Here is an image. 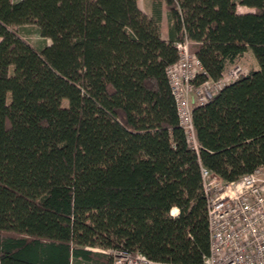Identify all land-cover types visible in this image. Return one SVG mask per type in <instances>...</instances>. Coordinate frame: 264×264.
<instances>
[{
	"label": "trees",
	"instance_id": "obj_1",
	"mask_svg": "<svg viewBox=\"0 0 264 264\" xmlns=\"http://www.w3.org/2000/svg\"><path fill=\"white\" fill-rule=\"evenodd\" d=\"M149 7L0 0V264H112L119 247L200 264L210 253L201 166L225 181L264 166V0ZM30 25L50 43L14 29ZM185 38L205 71L196 84L249 51L258 62L194 107L199 153L167 75Z\"/></svg>",
	"mask_w": 264,
	"mask_h": 264
},
{
	"label": "built area",
	"instance_id": "obj_2",
	"mask_svg": "<svg viewBox=\"0 0 264 264\" xmlns=\"http://www.w3.org/2000/svg\"><path fill=\"white\" fill-rule=\"evenodd\" d=\"M179 59L167 68L175 97L180 125L187 141L200 151L193 109L204 105L226 85L247 73L241 65L231 66L219 80L208 79L196 84V77L205 73L200 59L191 52L189 40L176 44ZM245 72V73H244ZM203 193L207 200L210 231V253L200 264H264V166L235 181H225L201 166ZM174 208L172 214H174ZM112 264H186L157 261L141 251L124 247L109 249Z\"/></svg>",
	"mask_w": 264,
	"mask_h": 264
},
{
	"label": "rangeland",
	"instance_id": "obj_3",
	"mask_svg": "<svg viewBox=\"0 0 264 264\" xmlns=\"http://www.w3.org/2000/svg\"><path fill=\"white\" fill-rule=\"evenodd\" d=\"M149 0H140V4L142 5V7H145L146 3ZM239 11L244 12V10H252L250 8L247 7H243V6H239L238 7ZM27 29H22V28H14L17 33L25 40L27 41L29 44L37 47L40 43L46 41L47 43H50V40H44L43 38H41L38 33L36 32V28L35 26H28L26 27ZM255 56L253 55V53L247 52V54H245L240 61L238 62L239 65H241V67H243L244 71H250L253 67H255V60H254ZM233 66V65H232ZM229 69V68H228ZM245 73V72H244ZM174 214L177 213L176 209L173 211Z\"/></svg>",
	"mask_w": 264,
	"mask_h": 264
},
{
	"label": "crops",
	"instance_id": "obj_4",
	"mask_svg": "<svg viewBox=\"0 0 264 264\" xmlns=\"http://www.w3.org/2000/svg\"><path fill=\"white\" fill-rule=\"evenodd\" d=\"M138 3H139V6L147 13H150V0L146 3L145 7H142V5L140 4V0H138ZM245 7V6H243ZM248 8V7H247ZM245 11V10H244ZM246 11H249V10H246ZM169 22H168V11L167 9L164 7V10H163V19H162V25H161V34H162V37L164 39H168L169 37ZM250 53H252L251 51H249ZM247 54V53H246ZM254 55V54H253ZM255 56V55H254ZM255 60V67L253 68H256L257 65H258V62H257V59L256 57L254 58ZM249 72V71H247Z\"/></svg>",
	"mask_w": 264,
	"mask_h": 264
}]
</instances>
